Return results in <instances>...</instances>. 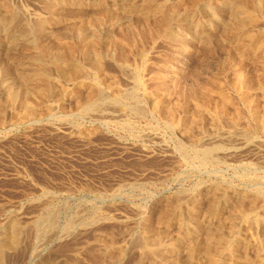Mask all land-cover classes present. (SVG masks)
<instances>
[{"label":"rangeland","instance_id":"374dc122","mask_svg":"<svg viewBox=\"0 0 264 264\" xmlns=\"http://www.w3.org/2000/svg\"><path fill=\"white\" fill-rule=\"evenodd\" d=\"M143 1L0 0V237L10 241L17 228L20 239L4 250V264L264 259V201L255 194L264 189V7L241 28L222 0H156L172 17L166 26L141 10ZM246 1L252 9L261 0ZM138 80L139 116L121 105L82 110L97 88L115 97ZM197 105L219 121L205 115L193 124ZM205 145L216 147L217 162L195 156ZM178 196L182 215L161 220ZM192 211L199 227L191 236ZM180 218L190 224L182 228ZM159 233L166 242L185 235L179 260L141 248L144 235ZM218 234L229 237L219 244Z\"/></svg>","mask_w":264,"mask_h":264},{"label":"bare ground","instance_id":"6f19581e","mask_svg":"<svg viewBox=\"0 0 264 264\" xmlns=\"http://www.w3.org/2000/svg\"><path fill=\"white\" fill-rule=\"evenodd\" d=\"M193 1V0H192ZM246 1V0H245ZM255 1V0H254ZM191 2V1H190ZM240 2V3H239ZM239 2H237V1H235V0H222V3H223V8H225L226 10H229V12H231V14H230V17L231 18H229V19H232V20H230V21H233V20H235V22H237V23H239V25L241 26V28H243L242 26H244V25H246V24H248V23H250V22H253L256 18H255V10H256V8H258L257 6H261L262 5V7H264V0H261L260 1V3L259 2H256V3H254V6H253V8L252 9H250V8H248L247 6H245V4H244V0H243V2L240 0ZM246 2H248V1H246ZM7 3V2H6ZM168 3V2H167ZM166 3V4H167ZM195 3H197V2H195ZM249 3V2H248ZM247 3V4H248ZM253 3V2H252ZM252 3H250L251 5H253ZM169 4V3H168ZM189 4H191V3H189ZM193 4V3H192ZM249 4V5H250ZM10 5H11V3H10ZM201 5V4H200ZM58 6V5H57ZM184 6H185V4H184ZM222 6V5H221ZM10 7V6H9ZM183 7V6H182ZM189 7V6H188ZM190 7H192V5H190ZM205 7V9H203V10H207V11H205V12H207L208 13V11L210 12V14H211V16L213 17V19H214V21L216 20H218L219 18H220V16H219V14L216 12V10L214 9V8H212V7H210V5L208 6V5H206V6H204ZM249 7H252V6H249ZM6 8V7H5ZM52 9H53V6H52ZM51 9V10H52ZM69 9V8H68ZM181 9V8H180ZM142 11H144V12H147V13H149V14H151V15H155V16H159V15H161L160 17H161V19L160 20H162L163 21V23H164V25H169L170 24V22H171V19H172V17H171V15L169 14H166V13H164L163 12V6H161V5H159L158 3H157V1L156 0H144L143 1V5H142V9H141ZM225 10V11H226ZM10 11V10H9ZM22 11V10H21ZM164 11H165V9H164ZM202 11V10H201ZM257 11V10H256ZM6 12V11H5ZM8 12V11H7ZM261 12V11H260ZM22 15V14H21ZM148 16V15H147ZM154 17V16H153ZM159 17V18H160ZM259 17V16H258ZM21 18H23V17H21ZM102 18V17H101ZM138 18V17H137ZM144 18V17H143ZM159 18H157V17H155V20H157L156 22L158 23V19ZM209 18H210V16H209ZM142 19V18H141ZM152 19V18H151ZM258 19V18H257ZM21 20V19H20ZM94 20H95V17H94ZM145 20V19H144ZM155 20H153V21H155ZM142 21V20H141ZM197 21V20H196ZM229 21V22H230ZM142 22H145V21H142ZM156 22L154 23V24H156ZM161 22V21H160ZM159 22V23H160ZM197 23V22H196ZM195 23V24H196ZM96 24V23H95ZM227 24V26H228V23H226ZM230 24V23H229ZM232 24H235V23H232ZM250 24H252V23H250ZM146 25H147V23H146ZM151 25H153V24H151ZM164 25H162L161 24V26L163 27ZM225 25V24H224ZM237 25V24H236ZM260 25V24H259ZM21 26H22V24H21ZM81 26V25H80ZM230 26V25H229ZM228 26V27H229ZM238 26V25H237ZM101 27V26H100ZM130 27V26H129ZM128 27V28H129ZM155 27H157V26H155ZM24 28V27H23ZM79 28V27H78ZM169 28H171V26L169 27ZM226 28V27H225ZM240 28V27H239ZM89 29V28H88ZM130 29V28H129ZM24 30V29H23ZM85 30V29H84ZM142 30H143V28H142ZM145 30V29H144ZM256 30V29H255ZM254 30V31H255ZM68 31V30H67ZM127 31V30H126ZM131 31V30H130ZM129 31V32H130ZM149 31H150V29H149ZM233 31V30H232ZM143 32V31H142ZM172 32V31H171ZM229 32V31H228ZM234 32V31H233ZM251 32V31H250ZM145 33V32H144ZM143 33V34H144ZM225 33V32H224ZM227 33V32H226ZM238 33V32H237ZM76 34V33H75ZM194 34V33H193ZM223 34V33H222ZM249 34V36L250 35H252L253 33H248ZM145 35V34H144ZM151 35V34H150ZM229 35V34H228ZM254 35V34H253ZM124 36V35H123ZM173 36V35H172ZM213 36V35H212ZM218 36V35H217ZM24 37V36H23ZM22 37V38H23ZM254 37V36H253ZM208 38V37H207ZM249 38V37H248ZM33 39V38H32ZM179 39V38H178ZM205 39V38H204ZM19 40V39H18ZM208 40V39H207ZM69 41V40H68ZM90 41V40H89ZM138 41V40H137ZM139 41H141V40H139ZM202 41V40H201ZM205 41V40H204ZM245 41H247V40H245ZM61 43V42H60ZM71 43V42H70ZM86 43V42H85ZM95 43V42H94ZM93 43V44H94ZM244 43V42H243ZM259 44V43H258ZM262 44V43H261ZM260 44V45H261ZM82 45H84V44H82ZM124 45V44H123ZM81 46V45H80ZM97 46V45H96ZM205 46V45H204ZM90 47H92V46H90ZM123 47V46H122ZM124 48H125V46H124ZM28 49V48H27ZM127 49V48H126ZM67 50V49H66ZM95 50V49H94ZM29 51V50H28ZM136 51V50H135ZM179 51V50H178ZM57 52V51H56ZM59 52H61V51H59ZM92 52V51H91ZM236 52V51H235ZM58 53V52H57ZM121 53V52H120ZM123 53V52H122ZM263 53V52H262ZM70 54V53H69ZM55 55V54H54ZM58 55V54H57ZM57 55H55V56H57ZM105 55V54H104ZM109 55V54H108ZM140 55V54H139ZM70 56V55H69ZM92 56V55H91ZM61 57V56H60ZM55 58V57H54ZM78 58V57H77ZM92 59L93 58H95V57H91ZM130 58V57H129ZM90 59V58H89ZM264 59V58H263ZM36 60H38L37 62H43L39 57L36 59ZM56 60V59H55ZM58 60V59H57ZM61 60V59H60ZM127 60H129V59H127ZM87 61V60H86ZM117 61V60H116ZM125 61V60H124ZM140 61V60H139ZM54 62V61H53ZM60 62V61H59ZM62 62V61H61ZM118 62V61H117ZM133 62V61H132ZM39 63V64H40ZM90 63V62H89ZM94 63V65L93 66H98L97 64L99 63V59H98V57H96L94 60H93V62H92V64ZM42 64V63H41ZM91 65V64H90ZM99 65H101V64H99ZM103 65V64H102ZM133 66V65H132ZM19 67V66H18ZM148 68H151V67H148ZM259 68H261V67H259ZM81 68L80 67H77V71H79ZM99 69V68H98ZM52 69H50V71H51ZM65 70V69H64ZM156 70V69H155ZM71 71H73V70H71ZM81 71V70H80ZM124 71V70H123ZM53 72V71H52ZM63 72V71H62ZM68 72V71H67ZM101 72V71H100ZM44 74H43V76H44V78H47L48 77V75L46 74V72H43ZM69 73H70V71H69ZM121 73V72H120ZM147 73V72H146ZM151 73V72H150ZM67 74V73H66ZM75 74V73H74ZM77 74V73H76ZM128 74V73H127ZM71 75V74H70ZM69 75V76H70ZM126 75V74H125ZM244 75V74H243ZM69 76H68V78H69ZM101 76H103V75H101ZM132 76V75H131ZM262 76V75H261ZM83 77V76H82ZM240 77H242V76H240ZM33 78H34V76H33ZM135 78V77H134ZM67 79V78H66ZM241 79V78H240ZM120 79H118V81H119ZM34 81V80H33ZM41 81V80H40ZM51 81H53V80H51ZM128 81V80H127ZM215 81V80H214ZM20 82H22V81H20ZM37 82V81H36ZM55 82V81H54ZM106 82H107V80H106ZM139 82V80L136 82V81H134V86L131 88V89H127V91L125 92V93H123V95H119V96H115V97H109V96H107L105 93H104V90H102V89H98L97 88V91H96V93H95V95H94V98H92V99H88V100H86V102L85 103H83L82 104V110L86 113V112H91V111H94V110H96V109H98V107L100 108V107H102V106H104V105H107V104H109V105H114V106H118V105H121V106H124L125 107V109L131 114L132 113V115L134 114V115H138L139 116V114H142V113H144V108H143V106L141 105V103H140V98H139V94H138V88H139V85H140V82ZM199 82V81H198ZM216 82V81H215ZM260 82H262V81H260ZM23 83V82H22ZM52 83V82H51ZM50 83V84H51ZM56 83V82H55ZM111 83V82H110ZM115 83V82H114ZM113 83V84H114ZM117 83H119V82H117ZM157 83V82H156ZM195 83V82H194ZM25 84V83H24ZM23 84V85H24ZM97 84V83H96ZM112 84V85H113ZM158 84V83H157ZM234 84V83H233ZM240 84H242V82L240 83ZM51 85H53V84H51ZM55 85V84H54ZM111 85V84H110ZM128 85H129V83H128ZM154 84L152 83V86H153ZM196 85V84H195ZM236 85V84H235ZM245 85V84H244ZM201 86V85H200ZM199 86V87H200ZM250 86V85H249ZM29 87V86H28ZM54 87V86H53ZM127 87V86H126ZM241 87V86H240ZM248 87V86H247ZM25 88V87H24ZM37 88V87H36ZM148 88V87H147ZM205 88V87H204ZM238 88V87H237ZM29 89H30V87H29ZM34 89V88H33ZM53 89V88H52ZM57 89V88H56ZM126 89V88H125ZM264 89V88H263ZM12 90V89H11ZM53 90H55V88L53 89ZM62 90V89H61ZM122 90V89H121ZM173 90V89H172ZM197 90H198V88H197ZM9 91V90H8ZM7 91V92H8ZM24 91V90H23ZM40 91V90H39ZM109 91H110V89H109ZM117 91V90H116ZM38 92V91H37ZM57 92V91H56ZM120 92V91H119ZM204 92V91H203ZM27 93V92H26ZM29 93V92H28ZM86 93V92H85ZM90 93V92H89ZM88 93V94H89ZM191 93V92H190ZM17 94H18V92H17ZM207 94H208V92H207ZM219 94V93H218ZM240 94V93H239ZM31 95V94H30ZM80 95H81V93H80ZM79 95V96H80ZM15 96H17V95H15ZM14 96V97H15ZM62 96V95H61ZM203 96H204V93H203ZM9 97V96H8ZM31 96H29V98H30ZM39 97V96H38ZM63 97V96H62ZM61 97V98H62ZM87 97V96H86ZM15 98H17V97H15ZM23 98V97H22ZM81 98H84V97H81ZM205 98V97H204ZM32 99V98H31ZM34 99V98H33ZM85 99V98H84ZM38 100V99H37ZM220 100V99H219ZM223 100V99H222ZM26 101V100H25ZM34 101V100H33ZM83 101H85V100H83ZM208 101V100H207ZM231 101V100H230ZM16 102V101H15ZM21 102V101H20ZM23 102V101H22ZM24 103V102H23ZM208 104H209V102H207ZM220 103V102H219ZM224 103H225V100H224ZM22 104V103H21ZM25 104H27V103H25ZM192 104V103H191ZM262 104V103H261ZM194 105V104H193ZM262 105H264V104H262ZM145 106V105H144ZM214 106V105H213ZM218 106V105H217ZM223 106V105H222ZM226 106H227V104H226ZM261 106V105H260ZM49 107H51V106H49ZM53 107V106H52ZM120 107V106H119ZM168 107H169V105H168ZM264 107V106H263ZM262 107V108H263ZM112 108V107H111ZM154 108L157 110L158 108H159V105L158 104H155L154 105ZM167 108V107H166ZM176 108V107H175ZM259 108V107H258ZM101 109V108H100ZM105 109V108H104ZM117 109V108H116ZM121 109V108H120ZM160 109V108H159ZM110 110V109H109ZM167 110V109H166ZM240 110V109H239ZM115 111V110H114ZM123 111V110H122ZM121 111V112H122ZM263 111V110H262ZM262 111L260 112V113H262ZM27 112H28V114L29 113H32L33 114V109L31 108V106L30 107H28V110H27ZM40 112V111H39ZM42 112V111H41ZM103 112V111H102ZM181 112V111H180ZM229 112V111H228ZM255 112V111H254ZM1 113V112H0ZM24 113V112H23ZM2 114V113H1ZM32 114H31V116H32ZM105 114V113H104ZM128 114V113H127ZM165 114H166V112H165ZM240 114V113H239ZM245 114V113H244ZM88 116H89V114H87ZM92 115V114H91ZM98 115V114H97ZM102 115H103V113H102ZM145 115V114H144ZM207 116V115H210L214 120H216V121H219L218 120V116H217V114L215 113V112H213V111H211L209 108H207V107H205V106H203V105H197V112H196V115H194L195 116V118H193V120H192V123L194 124V123H196V122H198L201 118H203L204 116ZM242 115V114H241ZM38 116V115H37ZM100 116V115H99ZM109 116V115H108ZM116 116V115H115ZM124 116V115H123ZM59 117V116H58ZM118 117V116H117ZM131 117V116H130ZM170 117V116H169ZM243 117V116H242ZM241 117V118H242ZM27 118V117H26ZM68 118V117H67ZM100 118V117H99ZM129 118V117H128ZM134 118V117H133ZM241 118H239V119H241ZM30 119V118H29ZM66 119V118H65ZM178 119V118H177ZM189 120H190V118H188ZM224 119V118H223ZM236 119V118H235ZM72 120H74V119H72ZM101 120V119H100ZM107 120V119H106ZM142 120V119H141ZM141 120H140V122H141ZM209 120V119H208ZM228 120V119H227ZM238 120V119H237ZM242 120V119H241ZM136 121V120H135ZM170 121V120H169ZM226 121V120H225ZM235 121V120H234ZM138 122V121H137ZM164 122V121H163ZM229 122H231V121H229ZM247 122V121H246ZM123 123V122H122ZM129 123V122H128ZM179 123V122H178ZM200 123V122H199ZM168 124H169V126L170 125H172V123L170 124V122H168ZM174 124H175V122H174ZM78 125H80V124H78ZM127 125V124H126ZM239 125V124H238ZM132 126V125H131ZM196 127V126H195ZM226 127V126H225ZM235 127H237V126H235ZM234 127V128H235ZM262 127V126H261ZM260 127V128H261ZM110 128V127H109ZM129 128V127H128ZM220 128V127H219ZM222 128V127H221ZM223 129V128H222ZM237 129H239V127L237 128ZM245 129V128H244ZM172 130V129H171ZM184 130V129H183ZM228 130V129H227ZM235 131V130H234ZM263 131V130H262ZM197 132V131H196ZM207 132V131H206ZM217 132V131H216ZM221 132V131H220ZM260 132V131H259ZM86 133V132H85ZM230 133V132H229ZM235 133V132H234ZM238 133V132H237ZM245 134V133H244ZM132 136V135H131ZM136 136H137V134H136ZM143 136V135H142ZM201 136V135H200ZM239 136V135H238ZM138 137H140V136H138ZM137 138V137H136ZM215 139V138H214ZM218 140H220V139H218ZM222 140V139H221ZM220 140V141H221ZM216 141V140H215ZM227 141V140H226ZM231 141V140H230ZM207 142V141H206ZM219 142V141H218ZM203 143V142H202ZM216 143V142H215ZM226 143H224V145H225ZM227 145V144H226ZM225 145V146H226ZM229 147V146H228ZM183 148V147H182ZM187 150L186 148H183V150ZM181 150V149H180ZM217 149H216V147H214V146H206L205 145V147L203 146H198L197 148H195V150H193L194 151V153H195V156L198 158V160L200 159V161H202V162H204V163H213V162H217L216 160H218V159H216L217 158V156L215 157V151H216ZM224 150V149H223ZM188 153V152H187ZM217 153V152H216ZM197 158H196V160H197ZM184 161H186V160H184ZM187 163H189V162H187ZM191 164V163H190ZM225 164V163H224ZM217 165V164H216ZM191 166V165H190ZM189 167V166H188ZM197 167V166H196ZM202 167V166H201ZM214 169V168H213ZM252 169V168H251ZM212 170V169H211ZM201 171V170H200ZM257 171V170H256ZM194 175V174H193ZM264 177V176H263ZM256 178V177H255ZM220 182V181H219ZM256 185V184H255ZM218 187H219V185H218ZM218 187H216V188H218ZM224 187V186H223ZM184 190V189H183ZM220 193V192H219ZM214 194H217V192L215 193L214 192ZM255 194H256V196L257 197H259V198H261L263 201H264V189H262V188H258L257 190H256V192H255ZM213 195V194H212ZM224 195V194H223ZM188 196V195H187ZM186 196V197H187ZM241 196V195H240ZM215 197H216V195H215ZM214 197V198H215ZM178 198V200H177V202H176V204H175V206H174V209L173 210H171L170 211V209L169 210H165L162 214H161V217H160V219L161 220H165V219H167V217L171 214L172 215V212L174 211V212H176V214L178 213V215L179 216H181L182 215V206H181V202H180V196H178L177 197ZM182 198V197H181ZM184 198V197H183ZM248 198V197H247ZM236 199V198H235ZM242 199H245V198H242ZM234 201H236V200H234ZM247 201V200H246ZM220 202V201H219ZM237 204V203H236ZM247 204H248V202H247ZM255 204V203H254ZM260 204V203H259ZM210 206V205H209ZM220 205H217V204H215V206H214V209L215 210H219L220 209ZM248 207V206H247ZM230 208V207H229ZM241 208V215L244 217V220H245V218L247 219V217L249 216V214L247 213L248 211H246V210H243L242 209V207H240ZM263 208V207H262ZM53 211V210H52ZM256 211V210H255ZM160 212V211H159ZM192 213V215H191V223L193 224V232H191L190 233V235L192 236L196 231H198V227H199V221H198V218H197V216H196V214H195V212H191ZM252 214V213H251ZM254 214V213H253ZM97 215V214H96ZM202 215V214H201ZM240 215V216H241ZM46 216V215H45ZM241 216V217H242ZM253 216V215H252ZM98 217V216H97ZM108 217V216H107ZM238 217V216H237ZM243 217H242V219H243ZM105 218V217H104ZM223 218V217H222ZM251 218V217H250ZM249 219V218H248ZM259 219V218H258ZM261 219V218H260ZM262 220L264 221V218H262ZM240 221H242V220H240ZM254 221H256V220H254ZM256 223V222H255ZM258 223V222H257ZM17 224H18V222H17ZM179 224H180V226L182 227V228H186L187 227V225L188 224H190V222H188V221H186V219H184V218H180L179 219ZM71 225V224H70ZM205 225V224H204ZM153 226V225H152ZM237 227V226H236ZM254 227V226H253ZM29 229V228H28ZM125 229V228H124ZM178 229V228H177ZM234 230V229H233ZM125 231V230H124ZM123 231V232H124ZM185 231V230H184ZM220 232H221V230H220ZM219 231H218V233H220ZM148 233V232H147ZM146 233V234H147ZM182 233H184V232H182ZM216 233V232H215ZM222 233V232H221ZM150 234V233H149ZM214 234V233H213ZM233 234V233H232ZM231 234V235H232ZM235 234V233H234ZM98 235V234H97ZM189 235V233L187 232V236ZM214 235H217V234H214ZM227 235V234H226ZM226 235H224V234H218V236H217V238H216V241L220 244L222 241H224V240H226L229 236V234L226 236ZM11 240L9 241V240H6L5 238H3V237H0V264H4V261H5V256H4V250L5 249H7V248H15V247H17L18 246V244H19V232H18V229L17 228H13V229H11ZM138 236V235H137ZM235 236V235H234ZM233 236V237H234ZM250 236V235H249ZM10 237V236H9ZM95 237V236H94ZM105 237V236H104ZM185 237V235H180L179 236V238L178 239H176L175 238V240H173V241H171L170 242V240H172V239H170V240H168V242H166L165 240H164V234H154V236L152 235H144V237L142 238V240H141V243L140 244H142V247L141 248H143L144 249V251L148 254V255H151L152 257H154V258H157V259H164V258H166L167 256H171L173 259H175V260H179L178 259V253H179V250H180V247H181V242H182V240H183V238ZM237 237V236H236ZM97 238V237H96ZM196 238H198V237H196ZM249 238V237H248ZM248 238H247V240H248ZM29 239V238H28ZM100 240H101V238H99ZM230 239V238H229ZM107 240V239H106ZM116 240V239H115ZM167 240V239H166ZM190 240V239H189ZM108 241V240H107ZM119 241V240H118ZM140 241V240H139ZM21 242V241H20ZM109 242H111V241H109ZM213 242V241H212ZM226 242H228V241H226ZM229 242H232V240L231 241H229ZM117 243V242H116ZM115 243V244H116ZM134 243V242H133ZM217 244V243H216ZM222 244V243H221ZM243 244V243H242ZM94 245V244H93ZM92 245V246H93ZM186 245V244H185ZM192 245V244H191ZM206 245V244H205ZM218 245V244H217ZM110 246V245H109ZM133 246V245H132ZM135 246H136V244H135ZM216 246V245H215ZM124 247V246H123ZM131 247V246H130ZM212 247V246H211ZM243 247V246H242ZM91 248V247H90ZM121 250V249H120ZM103 251H105V250H103ZM11 252V251H10ZM107 252V251H106ZM111 252H112V250H111ZM110 252V253H111ZM139 252V251H138ZM114 253V252H113ZM111 255V254H110ZM109 255V256H110ZM112 257H114L115 256V254H114V256L113 255H111ZM110 256V257H111ZM91 257V256H90ZM108 256H106V258H107ZM110 257H108V258H110ZM254 257V256H253ZM257 257V256H256ZM92 259V258H91ZM115 259V258H114ZM116 259H117V257H116ZM11 260V259H10ZM106 260H108V259H106ZM166 260V259H165ZM147 261V260H146ZM98 262V261H97ZM116 261H114V263H115ZM257 263V262H256ZM258 263L259 264H264V259L263 258H261V259H259L258 260ZM9 264V263H8Z\"/></svg>","mask_w":264,"mask_h":264}]
</instances>
